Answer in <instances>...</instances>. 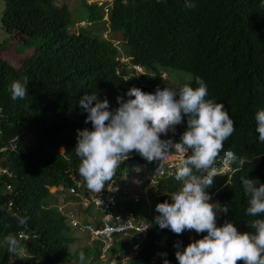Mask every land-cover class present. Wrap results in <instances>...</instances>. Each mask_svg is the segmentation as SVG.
Listing matches in <instances>:
<instances>
[{
  "label": "trees",
  "instance_id": "16d2710c",
  "mask_svg": "<svg viewBox=\"0 0 264 264\" xmlns=\"http://www.w3.org/2000/svg\"><path fill=\"white\" fill-rule=\"evenodd\" d=\"M185 2L115 0L109 7L99 0H83L90 8V20L96 15L92 8H96L97 19L104 24L108 21L110 37L104 38L99 33L81 31L84 29L77 33L67 30V7L53 0H4L2 28L26 40L37 38L39 43L16 66L0 58V166L8 167L11 173L0 174V264H81V251L85 264H105L97 245H78L77 233H82L57 208L62 195L46 199L53 193L50 187L63 185L65 192L66 187L75 185L73 178L81 177L74 148L78 131L92 128L85 123L88 113L79 105L85 93H96L101 101L107 99L109 109L114 110L119 107L117 98L129 99L126 93L133 87L154 93L157 88L179 89L184 84L196 88V77L203 79L207 98L223 101L235 121L230 140L234 150H224L246 157L243 167L233 163L234 171L215 177L208 189L215 192L216 201L211 202L217 209L229 208L227 215L217 213V226L229 221L240 231L252 232L250 222L264 218L246 215L249 197L241 181V177H248L264 184V142L256 138L255 120L256 113L264 110V0H188L193 8L185 7ZM115 40H120L122 50ZM122 53L146 68L158 63L190 71L194 79L170 84L148 72L139 77L126 76L129 70L117 59ZM24 77L29 81V94L23 100H13L11 84ZM186 127L185 117L175 134L169 132L161 138L179 142ZM132 162L147 170L159 166L147 163L136 153L123 165ZM157 186L164 195L152 198L153 217L139 252L131 260L134 264H164L165 259L178 264L175 245L179 243L183 249L193 242L191 236L197 240L206 235L194 231L176 235L170 229H161L155 223L156 205L170 202L169 196L180 185L174 174L159 180ZM9 201L10 209L6 207ZM139 203L122 201L124 206L135 208ZM18 216L27 217V224L19 225ZM21 229L29 238L18 240L20 247L11 254L4 238L9 233L17 238L16 232ZM18 251L24 253L23 259Z\"/></svg>",
  "mask_w": 264,
  "mask_h": 264
},
{
  "label": "clouds",
  "instance_id": "9594fccd",
  "mask_svg": "<svg viewBox=\"0 0 264 264\" xmlns=\"http://www.w3.org/2000/svg\"><path fill=\"white\" fill-rule=\"evenodd\" d=\"M114 1L99 0V3L111 7ZM185 7L193 8L195 5L186 0ZM105 11L107 12V9ZM88 24L90 25L85 20L79 21L78 28L86 29ZM105 24L108 25V21ZM93 33L100 32L93 31ZM101 35L107 38L105 34ZM119 43L120 40H115V44L121 50ZM117 59L121 66L129 70L126 76L139 77L147 72L142 65L132 63L124 53ZM119 71L117 68L116 73L118 74ZM162 77H165V74H162ZM193 79L192 74V78L188 81ZM28 84L27 77L13 81L11 98L25 99L29 94ZM196 84L198 85L196 88L190 84H184L179 89L157 88L154 93L133 87L126 93L129 99L117 98L119 107L114 110L109 109L107 99L101 101L96 93H85L79 99L80 107L88 113L85 123H90L92 128L78 131V140L74 149L80 159L78 172L81 177L73 178L74 183L81 179L86 184L82 188L83 191L85 193L92 191L96 194L105 189L112 191L113 187L106 188V185L114 183L118 187V192L112 212L127 216L134 225L145 226L143 234L134 229L126 236L120 233L113 234L111 245L103 251L101 238L81 229L87 223L95 228L98 227L102 222L101 209L93 204L83 206L82 200L69 193L68 187L65 192L63 185H59L60 189L54 186L55 190L50 187L49 190L53 193L59 191L65 193L57 205L58 210L69 218L70 223L77 227L79 232L90 236L93 241L91 244L88 242L90 245L93 246L96 242L100 260L105 264L110 262L127 264L126 260L134 259L139 252L140 241L146 236L153 217V211L147 218L140 217L134 205L128 204L132 207L129 209L122 204V201L126 199L141 201L150 188L157 186L159 180L174 174L180 186L169 196L170 202L166 200L156 205L155 210L158 215L155 223L161 229H170L176 235H182L185 231H194L198 235L206 233L197 240L191 236L193 242L183 249L180 248L179 243L175 245L178 264H238V262L264 264V218H256L250 222L249 226L254 230L252 232L240 231L235 223L229 221L217 226V213L222 212L227 215L229 208L217 209L216 203L211 202L212 199L216 201L215 192H210L208 189L214 184L215 177L234 171L231 167L233 163L243 167L246 157H237L230 151L234 150L230 140L235 132V121L225 103L207 98L208 88L200 77H196ZM2 111L3 109L0 108V112ZM185 117L187 127L180 136L179 142L161 138L167 136L169 132L175 134L176 126L182 124ZM255 120L256 132L259 134L256 138L264 142V110L256 113ZM224 147L230 150L225 151ZM133 153L138 154L149 164H159L154 170H147L145 166L140 165L142 169L132 173L135 182H138L136 189H140L143 194L132 192L129 186L130 178L114 179L119 168V173L124 171L123 163L132 158ZM0 168L4 167L0 166ZM144 170L152 173L150 176H143ZM0 174L5 173L0 172ZM241 181L244 192L249 197L246 215L264 217V184L248 177H241ZM153 191V196L164 195L160 190ZM27 219L18 216V224L26 225ZM73 220H76L77 224H73ZM20 231L25 237H18ZM18 232H16L17 238L11 233L4 238L7 251L11 254H15L20 247L18 240L25 241L29 238L24 230ZM113 248L118 250L117 254L113 258L106 257L105 254ZM162 255L166 256V253ZM79 260L81 264H85L83 251L79 253ZM131 264L134 263L131 261ZM135 264H144V262ZM164 264H169V261L165 259Z\"/></svg>",
  "mask_w": 264,
  "mask_h": 264
},
{
  "label": "rangeland",
  "instance_id": "374dc122",
  "mask_svg": "<svg viewBox=\"0 0 264 264\" xmlns=\"http://www.w3.org/2000/svg\"><path fill=\"white\" fill-rule=\"evenodd\" d=\"M57 5H65L67 7L68 11V17H69V22L66 26L67 30L76 32L81 29H79L75 24L79 20H85V21H90L91 23L87 29L81 30V31H88L89 33L94 32H100L99 34H105L107 37H110L109 31V26L107 24H104V22L100 21L97 19L99 15V10L96 8H92L93 12L96 14L93 19H89V13H90V8L83 3V0H53ZM4 6V0H0V18H1V12ZM100 9V8H99ZM100 27V28H99ZM84 28V27H82ZM101 40V38H100ZM39 43V39L37 38H31L29 40H26L24 38H20L15 36L14 34H8L3 28L1 24V19H0V58L9 62L13 66H16L20 60V58H23L27 55H30L34 51V46ZM118 46L122 50L121 44L119 43ZM144 70H146L150 75L159 81L162 82H168L170 84H178L180 82L188 81L192 78V73L188 71H184L181 69H176L173 67H168L164 66L158 63L153 64L151 67L146 68L144 67ZM162 74H165V77H162ZM60 152L63 151L62 148L59 149ZM140 163L138 162H132L131 164H128L124 171L122 173H116V176L114 179L118 180H126L130 178V189L132 190L133 193H138V194H143L141 193L140 189H136V185L138 182H135V176L132 174L134 171L141 170ZM152 171H143L142 175L143 176H150ZM135 183H133V181ZM57 188H61L58 186ZM52 189H56L55 187H52ZM129 189V187H128ZM159 192L158 187L154 185L153 188H150L149 191L146 194V197H142L139 205L137 206L136 210L138 212V215L142 218H147L150 216L152 207H151V200L153 198L154 191ZM53 190V191H54ZM52 191V190H50ZM64 196L65 193L62 191L57 192V193H50L47 195L46 199L47 200H52L59 198L60 195ZM145 194V193H144ZM62 208V204H61ZM65 208V207H63ZM78 245H83L87 242L90 244L93 242L92 239L90 238L89 235L87 234H78ZM96 245V242H94V246ZM118 250L116 248H113L109 250L105 255L106 257L113 258L117 254ZM18 255L20 259H23L24 255L23 252L18 251ZM127 264H131V260H126L125 261ZM102 264V263H101Z\"/></svg>",
  "mask_w": 264,
  "mask_h": 264
},
{
  "label": "built area",
  "instance_id": "2783aa9c",
  "mask_svg": "<svg viewBox=\"0 0 264 264\" xmlns=\"http://www.w3.org/2000/svg\"><path fill=\"white\" fill-rule=\"evenodd\" d=\"M0 172L5 173L8 176L11 175L8 167L0 168ZM84 185H86L85 182L78 179L76 180L75 185L68 187V191L69 193L79 197L82 200L83 206L87 207L88 205L93 204L101 209L103 213L101 224L95 228L92 224L87 223L83 225L81 229L89 231L94 236H99L104 246L103 251H106V249L111 245L112 236L115 233H120L123 236H126L132 229L139 231L141 234L144 233V225H134L127 216L112 212V207L115 205L118 192V187L114 183L106 185V188L113 187L112 191L105 189L98 194L92 191L85 193L82 189ZM6 188L10 190V185L6 184ZM6 205L7 208L10 209L12 202L9 201ZM73 224H77V221L73 220ZM18 237H25V235L22 231H20L18 232ZM112 263L113 262H110V264Z\"/></svg>",
  "mask_w": 264,
  "mask_h": 264
}]
</instances>
